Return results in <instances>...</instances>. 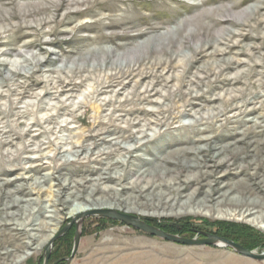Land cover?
I'll return each mask as SVG.
<instances>
[{"label": "rangeland", "instance_id": "1", "mask_svg": "<svg viewBox=\"0 0 264 264\" xmlns=\"http://www.w3.org/2000/svg\"><path fill=\"white\" fill-rule=\"evenodd\" d=\"M75 206L264 252V0H0V264H264Z\"/></svg>", "mask_w": 264, "mask_h": 264}, {"label": "water", "instance_id": "2", "mask_svg": "<svg viewBox=\"0 0 264 264\" xmlns=\"http://www.w3.org/2000/svg\"><path fill=\"white\" fill-rule=\"evenodd\" d=\"M89 215H101L106 218H110L112 220L120 221L128 226L134 227L142 232H145L151 236L158 237L161 239H164L166 241L176 243V244H182L186 246H192V247H200V246H214L219 245L222 247H229L233 249L236 253L239 255L250 258L257 261H264V252L257 253L255 251H251L244 246L240 245L239 243L234 242L233 240H230L228 238L221 237L216 234L212 233H205L204 237L202 238H186L177 236L171 233L166 232L162 228L155 227L151 224H149L146 220L139 218L136 215L128 214V213H122L115 210H107V211H97V212H89L88 214L84 213L82 216H80L81 219H83L86 216ZM69 226H67L65 229H63L57 236H55L47 245L46 247V261L45 264H49L52 247L54 243L62 237ZM81 241V233L79 230H77L75 234L74 239V248L72 256L68 259H66L67 264H70V262L74 259L76 256V253L79 249Z\"/></svg>", "mask_w": 264, "mask_h": 264}, {"label": "bare ground", "instance_id": "3", "mask_svg": "<svg viewBox=\"0 0 264 264\" xmlns=\"http://www.w3.org/2000/svg\"><path fill=\"white\" fill-rule=\"evenodd\" d=\"M95 208L97 207H90V206H75L73 209H71L68 213V216L71 218V219H75V218H78L80 216H82L84 213H87L91 210H95ZM104 208H109V209H115L114 207H111V206H107V207H104ZM58 229H55L50 235L49 237L46 239V243L51 241L56 235Z\"/></svg>", "mask_w": 264, "mask_h": 264}, {"label": "trees", "instance_id": "4", "mask_svg": "<svg viewBox=\"0 0 264 264\" xmlns=\"http://www.w3.org/2000/svg\"><path fill=\"white\" fill-rule=\"evenodd\" d=\"M148 223L151 224V225H153L150 221H148ZM154 226H156V225H154ZM69 234L71 235L72 238H74V235H75V232L74 231L66 234L65 236L67 237ZM224 238H228L230 240H233L234 242L239 243L240 245L244 246L245 248H247L249 250H252V248H251V246L249 244H247V243H245L244 241L241 240V238L239 237V234L238 233H233L232 235L226 234L224 236Z\"/></svg>", "mask_w": 264, "mask_h": 264}]
</instances>
